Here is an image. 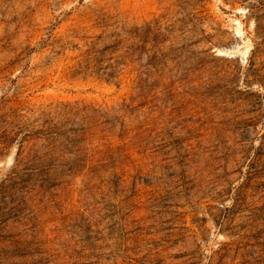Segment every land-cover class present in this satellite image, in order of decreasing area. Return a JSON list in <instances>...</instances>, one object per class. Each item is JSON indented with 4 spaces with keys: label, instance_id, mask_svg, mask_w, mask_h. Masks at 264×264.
<instances>
[{
    "label": "rangeland",
    "instance_id": "1",
    "mask_svg": "<svg viewBox=\"0 0 264 264\" xmlns=\"http://www.w3.org/2000/svg\"><path fill=\"white\" fill-rule=\"evenodd\" d=\"M45 121L78 174L32 161ZM0 264H264V0H0Z\"/></svg>",
    "mask_w": 264,
    "mask_h": 264
},
{
    "label": "trees",
    "instance_id": "2",
    "mask_svg": "<svg viewBox=\"0 0 264 264\" xmlns=\"http://www.w3.org/2000/svg\"><path fill=\"white\" fill-rule=\"evenodd\" d=\"M120 31L125 34L130 43L122 47L119 65L122 67H127L128 64L136 66L133 77L134 88L138 92H143L150 87L151 74L157 70L156 66H153L156 62L155 53L157 51L154 52L150 47L153 42L151 28L144 25L140 28L121 29ZM116 44L122 45L123 40L118 38L113 46ZM87 65L86 59L79 64L82 68ZM100 67L96 66L95 69H102ZM71 112H74V109H69L63 113V116L66 117ZM44 123V129L36 138L39 142V149L32 153V161L39 165V170L44 176H49L48 179H62L78 174L84 168V163L90 160L89 150L80 145L87 139L85 131L70 132L71 130H63L59 123L52 125L51 122L45 121ZM21 155L22 148L19 146L16 153V164L21 162ZM98 168L93 167L84 173L86 175L96 173Z\"/></svg>",
    "mask_w": 264,
    "mask_h": 264
}]
</instances>
